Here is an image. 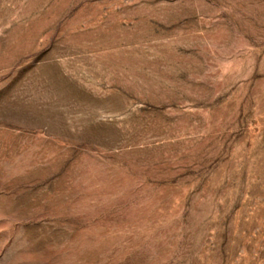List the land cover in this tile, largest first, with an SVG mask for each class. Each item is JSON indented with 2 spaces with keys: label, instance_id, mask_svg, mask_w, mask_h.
<instances>
[{
  "label": "rangeland",
  "instance_id": "1",
  "mask_svg": "<svg viewBox=\"0 0 264 264\" xmlns=\"http://www.w3.org/2000/svg\"><path fill=\"white\" fill-rule=\"evenodd\" d=\"M0 264H264V0H0Z\"/></svg>",
  "mask_w": 264,
  "mask_h": 264
}]
</instances>
